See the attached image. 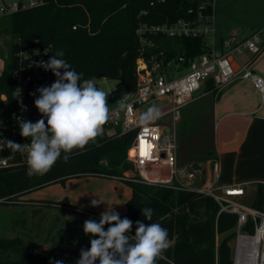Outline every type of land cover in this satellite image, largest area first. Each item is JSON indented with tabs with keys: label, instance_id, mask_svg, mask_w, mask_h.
I'll return each mask as SVG.
<instances>
[{
	"label": "trees",
	"instance_id": "trees-1",
	"mask_svg": "<svg viewBox=\"0 0 264 264\" xmlns=\"http://www.w3.org/2000/svg\"><path fill=\"white\" fill-rule=\"evenodd\" d=\"M211 0H44L41 5L8 16L13 37H21L27 44L51 45L53 53L63 51L65 59L83 78L106 77L120 81L127 89L137 84L136 61L144 48L156 46L143 44L136 34L138 14L148 9L145 18L150 22H173L188 16L205 5L211 12ZM154 2V5L151 4ZM76 26V28H74ZM159 37V36H158ZM158 37H156L158 39ZM160 48L171 55L185 54L188 58L203 51L200 38H160ZM158 44V43H156ZM15 50L11 49L9 69L0 75V122L13 110L12 86L15 67ZM55 78V76H54ZM208 90L214 88L212 80ZM213 94L216 92L213 90ZM109 102V100H108ZM120 132V128H117ZM136 132L119 136L96 137L81 153L73 150L65 162L63 153L55 165L44 175L27 174V164L0 169V198H11L34 189L65 182L68 178L86 175L117 177L132 188L127 211L121 218L135 222L144 220L141 209H153L152 221L168 230L173 245L157 264H234V241L237 236L238 214L221 210L220 204L210 195L177 190L157 184H148L139 177L125 178L134 165L127 159ZM252 189L241 201L264 212V183L250 184ZM39 203V202H38ZM48 204L62 210L77 208L65 197ZM91 218H97L91 215ZM77 223H83L79 217ZM261 218H249L243 226L244 233L256 234ZM82 230L67 227L70 237ZM83 242L90 247L89 236L82 234ZM82 246L71 249L67 264H76ZM0 264H53L40 254L29 251L20 237L0 235Z\"/></svg>",
	"mask_w": 264,
	"mask_h": 264
},
{
	"label": "built area",
	"instance_id": "built-area-1",
	"mask_svg": "<svg viewBox=\"0 0 264 264\" xmlns=\"http://www.w3.org/2000/svg\"><path fill=\"white\" fill-rule=\"evenodd\" d=\"M43 2L44 0H0V22L5 17L41 5ZM151 4L154 5V2ZM210 4L212 8L209 13L204 12L205 5H200L196 12L189 10L188 16L173 22H150L145 19L150 14L149 10L140 11L136 34L143 44L157 45L156 49L144 48L141 56L137 58L135 89H127L122 84L127 97L119 88L115 94L116 90L108 87L110 118L97 137H115L129 131L136 132L127 159L140 174L141 181L177 190L205 193L220 204L221 210L237 213L239 219L234 241V264H237L239 237L252 236L243 232V226L250 217L253 219L259 217L261 223L256 225L257 233L263 223L264 213L241 201L244 188L220 183L218 159L191 162L186 165L178 163L176 123L180 120L181 109L194 97L195 92L204 89L209 92L215 90L218 94L237 79L250 80L264 100V76L254 67L257 59L264 54V38L261 30L247 36L235 32L221 39L218 45L214 23L216 0H211ZM177 37L202 39L203 51L188 58L185 54L171 55L160 48V38ZM13 44L16 48L11 94L13 110L0 122V132L8 140L24 144L29 141L21 137L16 117L32 122L41 118L34 105V100L39 94L33 96L31 93H35L38 87L50 86L55 78L51 71L37 67L35 62L47 61L52 56L53 47L37 43L27 44L21 37H13ZM45 49L48 51L47 54ZM37 50L40 55L34 54ZM235 62H238L239 67H236ZM101 78L105 82L111 80ZM210 80L214 82V88L208 90L207 83ZM17 89L21 90L20 94ZM166 97L171 103L168 112L156 114L147 120L144 119L145 114L138 113V107L153 99ZM169 113L172 119L171 126L166 122H160ZM117 128H120V132ZM24 164L26 155L19 153L12 155L7 149L0 151V169ZM151 169L158 173L155 177L149 175ZM208 172L212 175H208ZM130 177L132 176L126 172L125 178ZM237 190L241 193H231ZM5 199L9 198H0V201ZM29 251L40 254L46 252V248L39 246Z\"/></svg>",
	"mask_w": 264,
	"mask_h": 264
},
{
	"label": "clouds",
	"instance_id": "clouds-1",
	"mask_svg": "<svg viewBox=\"0 0 264 264\" xmlns=\"http://www.w3.org/2000/svg\"><path fill=\"white\" fill-rule=\"evenodd\" d=\"M48 51L45 49V54ZM35 55H40L37 50ZM57 51L47 60L35 62L37 67L51 71L55 76L50 86H41L31 95H39L34 105L41 118L35 122L16 117L21 137L29 142L16 143L0 132V151L26 155L27 174L44 175L61 158L66 162L73 150L83 152L90 142L101 134L110 118L109 91L101 89L95 79L83 78ZM20 89H17L20 94ZM121 107L123 104L121 103ZM157 114L152 107L144 119ZM107 204L103 199L90 201L93 208ZM144 220L135 222L109 206L99 214V220L87 219L83 232L90 237V247L81 248L76 264H157L173 245L168 230L152 221L153 209H141ZM66 219H69L65 217ZM107 225V228L105 226ZM55 264H63L56 261Z\"/></svg>",
	"mask_w": 264,
	"mask_h": 264
},
{
	"label": "rangeland",
	"instance_id": "rangeland-1",
	"mask_svg": "<svg viewBox=\"0 0 264 264\" xmlns=\"http://www.w3.org/2000/svg\"><path fill=\"white\" fill-rule=\"evenodd\" d=\"M234 2L235 1H233V3ZM219 3L220 0H217L215 8L219 6ZM234 8L235 5L231 7V10ZM222 21L226 22L228 26H238L239 22H241L240 24L246 25L243 19L240 21L238 15L234 16V14L229 13V11L224 13ZM257 30L260 29L244 27L241 35L247 36ZM13 46L11 24L9 23V18L5 17L0 22V75L10 67V54ZM256 62L257 63L254 65L255 69H257L260 74L264 75V54L259 57ZM91 79H95L101 89L107 91L109 87V89H115V94H117V88H119V91L127 97L125 88L120 81L112 79L105 82L101 77ZM203 91V89L199 90L195 92L194 95L197 96ZM215 98V95L211 93V95L202 99L194 100L192 104L181 109L180 120L176 123V135L178 154L180 162L183 165L191 162L206 161L212 159L216 155L214 144L218 129H220L221 126L213 109L216 101ZM152 107H155L157 109V114H160L168 112L171 108V103H169L166 98L153 99L138 107V113L145 114ZM160 122H166L168 126H171V113L165 115ZM127 172L131 176L141 178L135 167ZM157 174L158 173L153 169L149 172L151 177H155ZM80 179H85V182L80 183ZM222 182L224 183L225 181ZM83 183L90 184L89 190L94 194L99 196L103 195V198L108 201L107 205L109 208L112 207L113 202L111 200H114L116 197L114 202L116 203V207L114 209L119 213L121 210L120 208L124 210L120 213V216L127 210V202L129 199L127 193L130 190V186L125 181L118 178L115 179L112 177L95 175L72 177L68 178L65 182H55L24 194L1 200L0 235L10 238L20 236L28 249L39 246L45 247L46 252L40 253V255L47 257L53 264H55L56 261H62L63 264H67V257L71 249L78 246L87 247L86 243H82V234H84L82 223H77L74 218L79 217L81 220H87L91 218V214L79 213L77 210H62L55 206L39 203L59 201L68 197L67 195H69V193L67 192L69 191L70 194L74 192L77 193L78 188ZM244 187L246 193L249 189H252L251 185H246ZM117 199H119L118 202L120 205L117 203ZM94 219L97 220V218ZM77 225L78 229L82 230L81 233H78L77 236L70 237L67 232V227H76ZM105 228H107V225ZM88 239H90V237H88ZM235 240L236 238L233 239V241ZM260 250L261 256L259 264H264V239L261 243Z\"/></svg>",
	"mask_w": 264,
	"mask_h": 264
},
{
	"label": "crops",
	"instance_id": "crops-1",
	"mask_svg": "<svg viewBox=\"0 0 264 264\" xmlns=\"http://www.w3.org/2000/svg\"><path fill=\"white\" fill-rule=\"evenodd\" d=\"M233 1L235 2L233 3ZM234 5L235 8L231 10ZM226 11L233 13L234 16L238 15L240 21L243 19L246 25L239 22L238 26H228L226 22L222 21ZM214 23L218 45L221 39L232 33L242 34L244 27L258 28L264 35V0H220L219 6L215 8ZM235 65L239 67L238 62H235ZM211 93L213 94V92L204 90L201 94L194 95L185 106L192 104L194 100L211 95ZM215 97L213 109L215 116L220 121L221 128L218 129L216 135L214 144L216 155L212 159L219 161L220 183L244 189V186L252 183H264V100L260 92L250 80L237 79L215 94ZM166 99L168 102L170 101L168 97ZM177 155L178 163L183 165L180 162L178 151ZM208 175H212V173L208 172ZM112 178L117 179L116 177ZM84 180L79 182H85ZM89 185L83 183L77 193L70 194L69 191L67 196L79 213L93 214L99 218V214L108 205L101 204L99 207L93 208L89 206L90 201L95 198L103 199L106 203L108 201L103 198V195L99 196L89 190ZM131 196L132 188L130 187L127 197L130 199ZM115 200L116 197L111 200L112 208L116 207ZM118 201L119 199H117V203L120 205ZM120 209V213L124 211L122 208Z\"/></svg>",
	"mask_w": 264,
	"mask_h": 264
},
{
	"label": "bare ground",
	"instance_id": "bare-ground-1",
	"mask_svg": "<svg viewBox=\"0 0 264 264\" xmlns=\"http://www.w3.org/2000/svg\"><path fill=\"white\" fill-rule=\"evenodd\" d=\"M239 194L241 191L231 192ZM264 239V220L258 232L253 236H240L238 240L239 255L237 264H259L261 250L260 246Z\"/></svg>",
	"mask_w": 264,
	"mask_h": 264
}]
</instances>
